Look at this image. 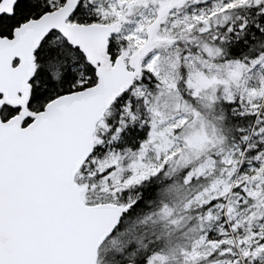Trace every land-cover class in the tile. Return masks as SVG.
I'll return each instance as SVG.
<instances>
[{
  "label": "snow or ice",
  "instance_id": "6c2138e0",
  "mask_svg": "<svg viewBox=\"0 0 264 264\" xmlns=\"http://www.w3.org/2000/svg\"><path fill=\"white\" fill-rule=\"evenodd\" d=\"M0 264H264V0H0Z\"/></svg>",
  "mask_w": 264,
  "mask_h": 264
}]
</instances>
